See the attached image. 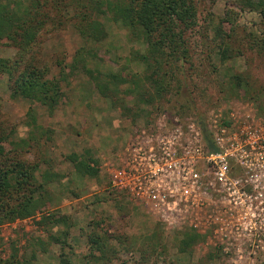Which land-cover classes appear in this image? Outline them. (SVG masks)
Here are the masks:
<instances>
[{"label":"rangeland","instance_id":"rangeland-1","mask_svg":"<svg viewBox=\"0 0 264 264\" xmlns=\"http://www.w3.org/2000/svg\"><path fill=\"white\" fill-rule=\"evenodd\" d=\"M195 1L198 19L186 32L190 60L184 78L180 75L183 81L161 98L154 94L151 102L141 98L148 87H131L130 92L126 83L106 89L86 71L144 74L132 58L145 44L132 39L128 28L108 13L98 16L107 30L98 42L80 35L72 8L65 10L61 28L42 34L35 57L48 65L62 90L54 110L31 98L12 97L9 75L0 74V133L15 143L27 140L19 156L37 163V176L47 189L33 216L0 226V264H63L64 259L68 264H145L143 247L157 230L163 233L164 249L152 256L151 264H162L164 258L177 264H264V250L225 251L211 232L192 252L182 251L176 228L167 227L111 182L128 144L143 129L156 131L159 121L194 120L204 129L207 119L229 117L244 105L264 112V16L243 0ZM223 38L231 52L225 61ZM17 53L8 39L0 42V57L13 59ZM1 145L3 150L12 147ZM81 158L98 167V175L77 170L75 162ZM61 217L67 222L56 224ZM53 234L63 240L56 241Z\"/></svg>","mask_w":264,"mask_h":264},{"label":"trees","instance_id":"trees-1","mask_svg":"<svg viewBox=\"0 0 264 264\" xmlns=\"http://www.w3.org/2000/svg\"><path fill=\"white\" fill-rule=\"evenodd\" d=\"M243 1L260 10L264 16V0ZM69 8L74 9V25L87 41L98 42L107 36V30L98 16L108 13L113 20L121 21L128 28L132 39L145 44L144 51L135 50L132 58L142 67L143 76H138V72L131 73L132 77L125 72L94 73L86 67L99 87L108 89L130 83L125 85L130 92L134 91L131 87H148L141 98L149 102L155 99L154 94L161 98L172 92L174 87H180L183 81L180 75L184 78V66L190 60L186 32L197 24L198 19L195 0H0V42L8 39L18 49L13 59L0 57V74L9 75L12 97L37 100L51 110L61 103L59 79L50 76L51 69L35 57V52L41 47L42 34L64 25L67 19L64 12ZM49 25H52L50 30ZM216 30L221 34L222 25H218ZM223 45L221 59L225 61L231 52L224 38ZM77 55L83 59L81 51ZM1 143H9L12 147L3 150ZM24 143L29 144L26 139L15 143L9 135L0 133V226L33 216L44 203V191L47 189L45 182L37 176L39 166L19 156V148ZM75 167L90 176L99 173L98 167L82 158L75 162ZM60 221L67 222L65 217L55 220L56 224ZM162 234L158 230L152 232V240L143 247L145 264H151L152 256L157 257L163 252ZM176 234L181 236V250L188 252H192L206 237L195 228L177 229ZM63 235L65 238L69 235L68 228ZM52 236L56 241L63 240L60 236ZM89 238L93 243L97 241L92 234ZM210 256L214 255L211 253ZM63 264H68V260L64 259ZM162 264L177 262L164 258Z\"/></svg>","mask_w":264,"mask_h":264},{"label":"built area","instance_id":"built-area-1","mask_svg":"<svg viewBox=\"0 0 264 264\" xmlns=\"http://www.w3.org/2000/svg\"><path fill=\"white\" fill-rule=\"evenodd\" d=\"M204 129L177 118L143 129L112 185L169 228L211 232L225 251L264 250V112L244 105Z\"/></svg>","mask_w":264,"mask_h":264}]
</instances>
